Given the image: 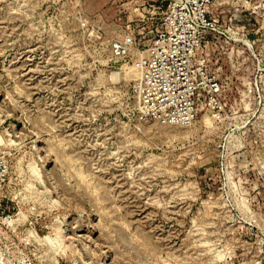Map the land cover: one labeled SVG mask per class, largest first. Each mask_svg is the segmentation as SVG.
Returning a JSON list of instances; mask_svg holds the SVG:
<instances>
[{"label": "rangeland", "instance_id": "1", "mask_svg": "<svg viewBox=\"0 0 264 264\" xmlns=\"http://www.w3.org/2000/svg\"><path fill=\"white\" fill-rule=\"evenodd\" d=\"M160 1L0 0V264L264 252V0H209L198 53L221 112L186 128L140 120L108 58L109 38L127 20L150 27Z\"/></svg>", "mask_w": 264, "mask_h": 264}, {"label": "built area", "instance_id": "2", "mask_svg": "<svg viewBox=\"0 0 264 264\" xmlns=\"http://www.w3.org/2000/svg\"><path fill=\"white\" fill-rule=\"evenodd\" d=\"M208 5L209 0H161L147 5L153 11L150 27L127 20L109 38V62L115 73L126 75L140 120L186 128L200 112L220 114V84L198 53L212 30ZM6 175L0 162V188ZM249 264H264V252Z\"/></svg>", "mask_w": 264, "mask_h": 264}, {"label": "bare ground", "instance_id": "3", "mask_svg": "<svg viewBox=\"0 0 264 264\" xmlns=\"http://www.w3.org/2000/svg\"><path fill=\"white\" fill-rule=\"evenodd\" d=\"M115 77V76H114ZM114 77H113V79H114Z\"/></svg>", "mask_w": 264, "mask_h": 264}]
</instances>
